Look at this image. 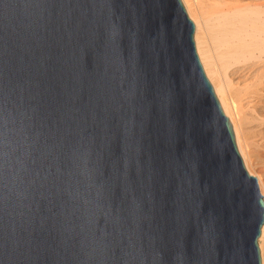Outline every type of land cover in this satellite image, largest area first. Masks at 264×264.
Segmentation results:
<instances>
[{"label":"water","instance_id":"1","mask_svg":"<svg viewBox=\"0 0 264 264\" xmlns=\"http://www.w3.org/2000/svg\"><path fill=\"white\" fill-rule=\"evenodd\" d=\"M194 32L180 0H0V264H261Z\"/></svg>","mask_w":264,"mask_h":264},{"label":"bare ground","instance_id":"2","mask_svg":"<svg viewBox=\"0 0 264 264\" xmlns=\"http://www.w3.org/2000/svg\"><path fill=\"white\" fill-rule=\"evenodd\" d=\"M204 74L264 202V0H180ZM264 264V225L257 239Z\"/></svg>","mask_w":264,"mask_h":264}]
</instances>
